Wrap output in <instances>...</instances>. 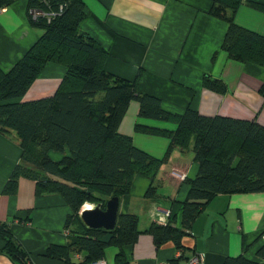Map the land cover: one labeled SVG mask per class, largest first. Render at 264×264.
Returning a JSON list of instances; mask_svg holds the SVG:
<instances>
[{
	"label": "trees",
	"instance_id": "trees-1",
	"mask_svg": "<svg viewBox=\"0 0 264 264\" xmlns=\"http://www.w3.org/2000/svg\"><path fill=\"white\" fill-rule=\"evenodd\" d=\"M14 0H0V8ZM209 13L223 19L228 27L221 49L229 58L264 67V34L235 23L241 4L264 12V3L246 0H210ZM61 7V10H60ZM32 27L41 30L38 39L8 70L0 67V134L14 133L21 149L17 163L4 187L15 193L18 179L35 184L36 195L58 194L70 208L66 217L68 242L49 246L50 258L68 260L71 253L84 251L83 262L104 258L105 249L117 248L114 264H130V251L140 230L138 217L119 213L114 229H89L80 219L85 203H104L112 196H127L137 175L149 180L145 198L158 200V172L175 149H191L198 165L194 178H185L186 197L179 201L181 226L173 224L169 212L165 224L151 223L145 231L157 246L172 241L182 248L181 239L195 218L218 194L264 192V126L254 120L206 116L187 106L181 113L162 108L156 96L141 93L138 82L109 72L104 67L106 49L80 25L88 10L83 0H29ZM52 14V15H50ZM63 65L64 76L55 92L46 97L21 98L49 63ZM203 85L225 93L220 79L203 77ZM264 98V85L259 89ZM133 99L138 115L175 125L173 129L135 122L134 131L169 140L165 154L154 157L137 148L118 125ZM59 153L58 159L51 157ZM264 231L259 234L262 238ZM258 237V238H259ZM0 238L9 257L29 264L28 256L0 223ZM264 257V246L259 250ZM222 264H262L243 255L226 257Z\"/></svg>",
	"mask_w": 264,
	"mask_h": 264
},
{
	"label": "crops",
	"instance_id": "crops-1",
	"mask_svg": "<svg viewBox=\"0 0 264 264\" xmlns=\"http://www.w3.org/2000/svg\"><path fill=\"white\" fill-rule=\"evenodd\" d=\"M88 10L80 30L92 35L108 52L107 71L133 80L139 71L138 90L160 99L164 110L181 113L187 106L206 116L254 120L264 126V67L244 64L221 49L227 23L209 13L210 0H83ZM264 3V0H246ZM29 0H14L0 8V67L10 69L38 39L41 30L32 27ZM234 21L246 29L264 34V12L244 2ZM65 67L49 62L31 83L23 101L52 95L65 74ZM220 79L226 92L203 85V77ZM139 104L133 99L118 125L133 144L161 158L169 145L164 137L134 131L135 122L157 127L175 125L140 120ZM165 127V128H167ZM21 149L14 133L0 134V223L28 256L29 264H87L84 251L71 253L68 260L50 258L49 246L68 242L66 217L70 208L58 194L36 195L31 179L20 177L15 193L4 187L20 162ZM53 159L60 157L52 153ZM191 149H175L158 172V194L151 200L144 193L149 180L137 175L127 196L120 198L118 214L138 217L141 231L131 247L130 264H187L196 252L204 254L203 264H222L226 257L243 255L264 264L259 250L264 246V192L218 194L208 202L181 239L178 249L172 241L157 246L147 229L151 223L165 224L166 211L173 224L181 226L179 201L187 194L185 178H194L198 165ZM107 200V199H106ZM259 237V238H258ZM117 248L105 249L104 258L114 264ZM0 264H21L8 256L0 238ZM90 264V263H89Z\"/></svg>",
	"mask_w": 264,
	"mask_h": 264
},
{
	"label": "water",
	"instance_id": "water-1",
	"mask_svg": "<svg viewBox=\"0 0 264 264\" xmlns=\"http://www.w3.org/2000/svg\"><path fill=\"white\" fill-rule=\"evenodd\" d=\"M119 201L118 196H112L105 201L104 207L102 203H97L92 208H84L80 219L89 229L112 230L117 223Z\"/></svg>",
	"mask_w": 264,
	"mask_h": 264
},
{
	"label": "built area",
	"instance_id": "built-area-1",
	"mask_svg": "<svg viewBox=\"0 0 264 264\" xmlns=\"http://www.w3.org/2000/svg\"><path fill=\"white\" fill-rule=\"evenodd\" d=\"M61 10V7H60ZM32 13V15L35 17L39 14H42V11L38 10V9H31L30 11ZM52 15V14H50ZM85 205V204H84ZM84 205L82 206V209H80V212L84 209ZM91 208L93 207L92 204ZM166 216H169V211H166ZM262 237H264V235H262ZM204 262V254L203 253H198L196 252L195 254H193L190 258H188L187 260V264H203ZM90 264H110L106 261L105 258H99L95 261H92ZM162 264H173L172 262H167V263H162Z\"/></svg>",
	"mask_w": 264,
	"mask_h": 264
},
{
	"label": "rangeland",
	"instance_id": "rangeland-1",
	"mask_svg": "<svg viewBox=\"0 0 264 264\" xmlns=\"http://www.w3.org/2000/svg\"><path fill=\"white\" fill-rule=\"evenodd\" d=\"M140 120H148V121H150V122H155V121H157V122H160V123H164V124L173 125L172 123L164 122V121H161V120H153V119H148V118H140ZM139 123L146 124V123H144V122H141V121H139ZM147 125H151V124H147ZM151 126H152V125H151ZM154 126H157V125H154ZM161 127L165 128V127H167V126H161ZM167 128H168V127H167ZM81 209H82V208H81Z\"/></svg>",
	"mask_w": 264,
	"mask_h": 264
},
{
	"label": "bare ground",
	"instance_id": "bare-ground-1",
	"mask_svg": "<svg viewBox=\"0 0 264 264\" xmlns=\"http://www.w3.org/2000/svg\"><path fill=\"white\" fill-rule=\"evenodd\" d=\"M84 208H91V205H90L89 203H86V204L84 205Z\"/></svg>",
	"mask_w": 264,
	"mask_h": 264
},
{
	"label": "clouds",
	"instance_id": "clouds-1",
	"mask_svg": "<svg viewBox=\"0 0 264 264\" xmlns=\"http://www.w3.org/2000/svg\"><path fill=\"white\" fill-rule=\"evenodd\" d=\"M86 204V203H85ZM93 205V204H92Z\"/></svg>",
	"mask_w": 264,
	"mask_h": 264
}]
</instances>
